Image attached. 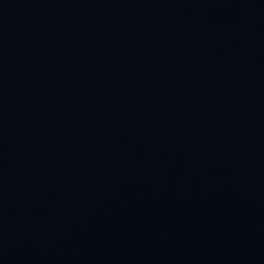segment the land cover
Here are the masks:
<instances>
[{"label":"water","instance_id":"water-1","mask_svg":"<svg viewBox=\"0 0 264 264\" xmlns=\"http://www.w3.org/2000/svg\"><path fill=\"white\" fill-rule=\"evenodd\" d=\"M0 264H264V0H0Z\"/></svg>","mask_w":264,"mask_h":264}]
</instances>
